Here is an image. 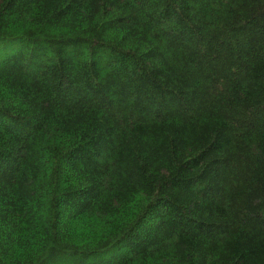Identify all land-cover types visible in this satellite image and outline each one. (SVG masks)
<instances>
[{
  "label": "trees",
  "instance_id": "1",
  "mask_svg": "<svg viewBox=\"0 0 264 264\" xmlns=\"http://www.w3.org/2000/svg\"><path fill=\"white\" fill-rule=\"evenodd\" d=\"M0 264H264V0H0Z\"/></svg>",
  "mask_w": 264,
  "mask_h": 264
}]
</instances>
